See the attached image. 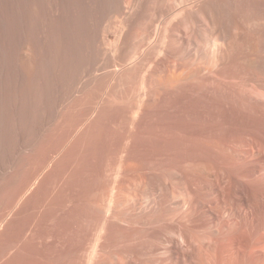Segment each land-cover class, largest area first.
Returning <instances> with one entry per match:
<instances>
[{
  "label": "bare ground",
  "instance_id": "obj_1",
  "mask_svg": "<svg viewBox=\"0 0 264 264\" xmlns=\"http://www.w3.org/2000/svg\"><path fill=\"white\" fill-rule=\"evenodd\" d=\"M244 27L264 38V0H15L0 264H264Z\"/></svg>",
  "mask_w": 264,
  "mask_h": 264
},
{
  "label": "rangeland",
  "instance_id": "obj_2",
  "mask_svg": "<svg viewBox=\"0 0 264 264\" xmlns=\"http://www.w3.org/2000/svg\"><path fill=\"white\" fill-rule=\"evenodd\" d=\"M254 28H242L237 32L236 49L240 39L244 38L254 44L260 51L264 50V38H254ZM15 0H0V113L7 108V103L15 94L14 79L16 76L15 52ZM36 73V66L32 67ZM1 115V114H0Z\"/></svg>",
  "mask_w": 264,
  "mask_h": 264
}]
</instances>
